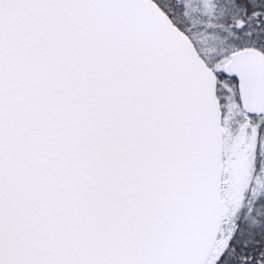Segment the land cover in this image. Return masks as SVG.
I'll list each match as a JSON object with an SVG mask.
<instances>
[{
	"label": "snow or ice",
	"instance_id": "1",
	"mask_svg": "<svg viewBox=\"0 0 264 264\" xmlns=\"http://www.w3.org/2000/svg\"><path fill=\"white\" fill-rule=\"evenodd\" d=\"M0 264H264V0H0Z\"/></svg>",
	"mask_w": 264,
	"mask_h": 264
}]
</instances>
